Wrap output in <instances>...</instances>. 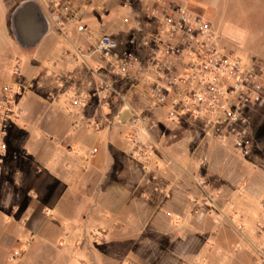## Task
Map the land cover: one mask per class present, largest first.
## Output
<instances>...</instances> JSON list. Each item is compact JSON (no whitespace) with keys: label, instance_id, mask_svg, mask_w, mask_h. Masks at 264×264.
Segmentation results:
<instances>
[{"label":"crops","instance_id":"crops-1","mask_svg":"<svg viewBox=\"0 0 264 264\" xmlns=\"http://www.w3.org/2000/svg\"><path fill=\"white\" fill-rule=\"evenodd\" d=\"M23 1L0 0V91L12 79L14 61H21L15 100L21 114L5 137L0 183V264L7 258L21 264H120L119 257L124 258L121 264H145V243L155 239L151 232L168 235L172 243L168 251L154 255V264H212L205 257L210 253L218 260L215 264H245L242 259L252 251L255 264L264 244V186L251 176L248 188L238 194L234 185L243 175L239 162L219 155L212 165L207 155L203 185L194 187L193 173L177 158L173 134H158L151 121L154 114L164 119L165 112L142 93L139 76L118 77L98 56H74L86 40L73 27L58 26L41 6L47 29L37 44L21 47L11 30V15ZM142 1L146 5L147 0H106L103 10L117 8L144 23V10H136ZM10 4L12 10L3 17ZM93 13L86 24L103 33L98 20L91 19ZM136 19L132 23L138 24ZM213 24L223 45L220 24ZM138 28L142 31L135 35L148 32L143 24ZM255 48L264 58L263 45ZM20 51L27 54L22 58ZM78 95L85 102L75 104ZM135 116L144 120L135 121ZM164 124L171 131L175 127L171 121ZM210 177L221 178L222 184L214 187ZM214 189L220 195L212 203L202 202ZM209 204L225 216L214 229L209 220L201 224L193 218L195 207ZM232 209L239 212H227ZM162 210H169L170 217ZM199 225L204 226V240L197 248L193 227ZM94 229L106 236L105 252L90 248ZM207 239L218 247H229L232 240L233 248L242 247L225 259L205 248ZM125 242L137 245L120 254L114 245ZM17 243L25 245L19 258L2 255L3 248L8 251Z\"/></svg>","mask_w":264,"mask_h":264},{"label":"built area","instance_id":"built-area-1","mask_svg":"<svg viewBox=\"0 0 264 264\" xmlns=\"http://www.w3.org/2000/svg\"><path fill=\"white\" fill-rule=\"evenodd\" d=\"M35 1L58 26H71L84 37L86 43L75 48L74 56H98L118 77L138 75L142 93L168 120L196 125L198 145L231 144L239 155H249L250 113L264 106V65L252 55L226 52L212 21L177 0H147L143 16L148 32L121 38L97 33L86 24L89 13L102 11L106 0ZM11 72L0 92V182L5 137L21 114L15 105L19 59ZM74 102L82 104L85 97L78 95ZM255 264H264V250Z\"/></svg>","mask_w":264,"mask_h":264},{"label":"rangeland","instance_id":"rangeland-1","mask_svg":"<svg viewBox=\"0 0 264 264\" xmlns=\"http://www.w3.org/2000/svg\"><path fill=\"white\" fill-rule=\"evenodd\" d=\"M212 2L214 4H211ZM140 3L141 4H139V6L136 4V10L140 9L142 11L145 8V4L143 1ZM182 4L187 6L193 12L214 22L215 24H220L219 28L224 34L222 46L226 52L239 56L253 54V57L259 60L264 65V58L259 56L260 50H257L255 48L257 44H262L264 47V0H187L185 4ZM10 5L11 6L9 9L3 10V17L5 15L8 16V13H10V11L12 10L13 5ZM127 14H121L118 12V9L115 8V10L112 11L103 10L102 12H95L91 15V17L93 16L91 19L98 20V26L103 33H111L117 35L118 37L134 35L136 34L137 29L139 30L138 27H140V25L143 24L144 26H147L145 22L142 23V19L140 17H136L139 18L140 23H132L137 19H132V17L129 16L130 14ZM9 33L10 31L7 34L8 37L10 36ZM5 36L6 35L4 34L2 39L3 45L5 43ZM19 54L23 58L27 54V52L20 51ZM152 120L157 127L158 134L160 133V135L162 134L163 136H167L170 133L173 134V142L178 145L177 158L179 159L182 166H185V164H187L188 169H190L191 173H193L192 181L194 183V187H197V185H203L202 171L203 168H205V165L202 162L204 161L205 163V157L207 155L212 156V159L210 160V164L213 162L212 165H214V163H218L219 155H222V157H224L226 161L236 160L239 162V168L243 175L240 178H237L238 180L234 185L235 189L238 191V194H243L248 188L251 176H253V182H256V180H258L260 185L264 186V106L253 107V111H251L250 113V129L248 134L250 152L249 155L245 157L239 155L238 151L231 144L227 146L198 145V129L195 124L189 121H171L174 123L173 126H175L171 131L170 126L167 127L164 124L166 121L170 122V120L166 118L165 114L164 119H161L160 114H154L151 121ZM161 126L163 127L162 129H160ZM189 157L192 158L189 162H187ZM209 181L214 187H218L219 184H222L221 178L218 177H210ZM219 195L220 189H214L210 196L202 199V202L212 203L214 198L218 197ZM196 197L197 195L195 194V202L197 201ZM160 212L164 216L170 217L168 214L170 213L169 210H162ZM227 212L233 215L237 214L239 211L232 209ZM192 213L193 218L197 223L202 224L203 220H209L210 228L212 229H214L215 224L220 222V219L225 218L221 210L217 209L213 204H209V207H195ZM203 228L204 226L201 225L193 227L194 231H196L195 235L196 237H198V242L196 244L198 246L197 248L201 247L200 244H202V241L204 240L200 236L203 233ZM150 234L151 237L155 239L149 240L145 243V264H154L156 260H158V258H155L154 255H159L162 252L161 250H164L165 252L168 251L169 247L172 244L169 241L168 235L156 236L157 234H155L154 232H151ZM90 236L92 241V246H90L91 250L95 249L100 253L105 252L107 246L105 234L100 230L94 229L90 231ZM204 244L205 248L210 252H215L219 255L221 254L225 259H228L232 251H234L233 253L236 254L235 251H238L242 247L240 246V244H237L233 248V246L235 245L233 240L232 242H230L229 247H218L216 242H214V239H207ZM136 245V242H125L115 243L114 246L118 248L119 253L122 254L123 248H127L128 246L135 247ZM24 246V243H17L12 245L11 249L8 251H4L3 248L1 253L3 256L6 255V252L7 254H16L15 256L19 258L21 256V252L24 249ZM259 247H261L260 250H264V244H261ZM245 252L248 253L249 251L247 252V250H245ZM158 255L157 257L160 256ZM205 257L206 261L208 262L209 260L210 262H212V264H215V262L218 261L217 258H214L211 253L209 255H205ZM117 260L121 264V261L123 262L124 258L119 257ZM242 260L245 261V264H254L253 251L251 253H248L245 259ZM104 261L99 260L98 264H104ZM237 262H239V260H237ZM193 263L200 264V261L195 260ZM2 264L21 263L18 260L11 261L7 258L6 261L2 260Z\"/></svg>","mask_w":264,"mask_h":264},{"label":"water","instance_id":"water-1","mask_svg":"<svg viewBox=\"0 0 264 264\" xmlns=\"http://www.w3.org/2000/svg\"><path fill=\"white\" fill-rule=\"evenodd\" d=\"M47 23L39 3L35 0L21 2L11 15V30L21 47H31L39 42Z\"/></svg>","mask_w":264,"mask_h":264}]
</instances>
